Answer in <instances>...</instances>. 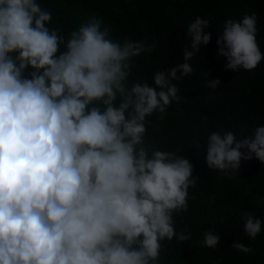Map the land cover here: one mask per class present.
<instances>
[{
  "label": "clouds",
  "instance_id": "9594fccd",
  "mask_svg": "<svg viewBox=\"0 0 264 264\" xmlns=\"http://www.w3.org/2000/svg\"><path fill=\"white\" fill-rule=\"evenodd\" d=\"M50 20L38 0H0V264H159L162 242L191 238L174 230L173 213L186 210L196 178L185 156L146 146V118L180 102L173 81L193 72L188 61L209 43V21L187 24L184 62L155 71L149 86L128 78L155 41L116 42L97 17L66 37ZM255 21L253 13L223 22L225 69L261 61ZM243 133L211 131L207 167L229 175L242 159L264 163V125ZM242 219L254 239L262 220ZM219 239L209 230L200 243L215 249Z\"/></svg>",
  "mask_w": 264,
  "mask_h": 264
},
{
  "label": "trees",
  "instance_id": "16d2710c",
  "mask_svg": "<svg viewBox=\"0 0 264 264\" xmlns=\"http://www.w3.org/2000/svg\"><path fill=\"white\" fill-rule=\"evenodd\" d=\"M51 13L49 26L67 33L92 17L99 18L109 38L155 41L149 53H141L130 66L129 82L154 85L157 70L184 62L188 45L187 24L197 16L209 21V43L201 46L188 62L190 75L173 81L179 103L172 102L162 115L147 117L145 144L149 149L176 151L192 165L196 183L188 188L187 208L173 213L176 232L191 233L189 241L162 242L159 264H264V163L241 160L237 173L225 175L207 167L204 141L211 131L249 130L264 125V0H38ZM256 15L255 38L262 59L248 70L225 69L217 55L216 39L226 19L239 21ZM30 68H26L27 76ZM179 75V73L177 74ZM218 79L215 89L205 80ZM120 98L113 102L118 105ZM253 214L262 220L261 232L250 239L243 231L242 217ZM220 236L215 249L200 243L205 231ZM239 242L248 253L232 248Z\"/></svg>",
  "mask_w": 264,
  "mask_h": 264
}]
</instances>
